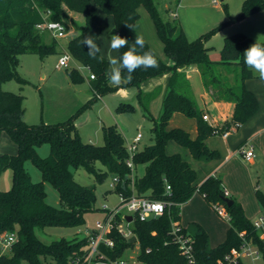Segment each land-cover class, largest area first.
Returning <instances> with one entry per match:
<instances>
[{
	"label": "trees",
	"instance_id": "16d2710c",
	"mask_svg": "<svg viewBox=\"0 0 264 264\" xmlns=\"http://www.w3.org/2000/svg\"><path fill=\"white\" fill-rule=\"evenodd\" d=\"M158 3L159 0H0V134L6 132L17 145L16 153L0 154V176L5 170L12 171L11 188H0V236L4 233H16L18 236L9 251H0V264H87L85 257L90 251L89 235L71 239L61 237L47 244L37 234L38 229L47 227L81 226L85 223V214L95 208L96 186L82 185L76 181L73 169L79 167L86 168L96 180H101L107 174L118 176L120 181L114 190L121 197L145 196L168 203L162 215L147 220L135 216L130 222L133 233L130 237H124L117 229L116 226L124 222L117 215L113 219L115 226L107 232V237L114 241V245L109 246L101 241L94 259L96 262L121 259L128 249L138 245L137 260L143 264H187L174 240L172 225L180 222L181 204L196 192L203 194L205 200L213 206H225L230 215L226 237L218 246L210 247L209 235L203 227L191 235L200 264H217L225 254L238 249L242 244L240 232H245V236L257 243L264 253L259 233L245 214L240 201L233 196L230 198L234 202L230 206L224 201L226 195L222 179L210 176L198 185L197 172L192 165L181 154L166 152L167 143L174 140L188 148L194 158H218L220 153L210 149L206 139L233 126L238 129L258 111V98L245 85L247 79L257 77L258 74L246 66L243 57L244 51L257 39L244 32L226 35L219 60L210 59L209 51L212 47L207 45V40L223 26L264 10V0H244L239 14H228L224 22L195 40L186 36L182 25L176 20L177 16H173L172 20L162 18L157 11ZM223 5L227 11L228 4L224 2ZM140 7H145L151 13L164 50L173 63H166L141 37L144 40L141 51L151 50L158 67L138 68L132 73L130 82L125 79L127 73L123 72L121 83L113 85L107 74L108 59L101 51L97 56L103 57L102 60L90 58L87 47L81 41L84 36L92 35L100 47L102 11L113 17L116 34L128 39V46L119 49L120 56L133 46L135 37H140L136 29ZM70 12L83 17L84 24L77 25L76 35L67 43L68 51L75 61L94 74V78L89 80L95 96L120 88L136 87L137 97L143 102L144 116L154 122L156 147L147 145L138 149L133 155V168L128 166L130 154L126 138L117 123L103 127L104 144L84 142L76 129V114L61 122L30 124L24 117V96L2 89L3 82L11 78L26 82L17 70L22 54L37 53L44 59L57 52L58 40L54 37L48 40L50 32L41 29L39 25L46 20H56L64 23L68 31L71 22L76 24ZM125 24L132 25V28ZM258 42L264 44V40ZM192 65L200 70L204 86L212 98L235 103L231 118L222 125H213L203 118L204 110L198 107L190 82L179 71ZM168 72L172 74L169 91L164 98L162 114L155 120L144 102L153 93H145L141 84ZM69 73L74 81L86 79L76 67L71 68ZM91 102L88 101L79 110ZM117 109L132 112L136 107L123 102ZM175 112L196 120L198 134L195 138L183 128H168L169 120ZM44 144L50 145L46 157L40 156L38 152V148ZM28 160L41 171L40 181H33L26 168ZM98 162L102 163L105 170L97 167ZM140 165L144 166L141 176L137 175ZM46 182L58 191L60 206L47 203ZM257 198L264 209V193L257 191ZM182 233H187L184 227ZM134 236L137 238L135 242L132 241Z\"/></svg>",
	"mask_w": 264,
	"mask_h": 264
},
{
	"label": "rangeland",
	"instance_id": "374dc122",
	"mask_svg": "<svg viewBox=\"0 0 264 264\" xmlns=\"http://www.w3.org/2000/svg\"><path fill=\"white\" fill-rule=\"evenodd\" d=\"M218 1L215 4L212 0H181L177 4L178 0H159L157 11L164 19L172 20L173 16L171 12L177 14L176 20L182 25L186 36L190 40H195L224 22L228 14H239L244 2V0ZM224 2L228 4L227 11L224 8ZM169 7L171 8L170 11L167 10ZM139 10L140 17L136 23V29L139 35L148 41L155 52L164 59H167L163 41L157 32V27L151 13L145 7H140ZM81 24H84L83 17ZM232 29H240L244 32L248 30L254 34L260 33L264 38V10L254 13L249 18L247 17L241 21L225 25L213 33L207 40V45L212 47L209 51L211 60L220 59L224 39ZM114 34H116V31L113 17L103 13L100 43L103 49L110 50L109 59L110 57H119V51H114L110 47L112 35ZM63 51L69 53L66 39H60L57 45V52L49 54L44 59L37 53L22 54L17 70L26 82L22 83L16 78H11L3 82V90L20 93L24 96V117L26 122L30 124L42 122L56 123L65 121L71 115L76 114L75 124L81 139L84 142L102 145L105 142L104 125L115 122V116H117L119 121L127 127V132H125L126 143H130L133 137L140 132L143 135L141 144L144 145L146 143V145L151 144L152 146L154 142V123L152 120L144 117V111L138 107L132 112L118 111L115 105V100L121 97V93L119 92L121 89H125L128 92L125 101L136 105L137 88L133 86L120 88L117 91L103 95L101 99L99 98L95 102L91 99L92 102L89 106L79 110L92 97L90 82L86 77V74L89 76L91 72L73 58L69 62V67H60L58 63ZM74 67L78 68L85 76L86 79L84 81H74L72 79L69 70ZM110 68L111 65L109 63L108 76ZM110 83L112 84L111 80ZM192 83L198 94V85H201L200 81L198 78H195V80H192ZM160 109L161 102L156 96L151 107V111L155 114L156 118H158L157 114ZM173 122L186 129H191L194 121L191 117L180 113L173 118ZM166 149L169 153L181 151L182 155H189V151L181 147L174 140L168 142ZM15 152H17V145L6 132H2L0 134V154H13ZM38 152L40 156L46 157L50 152V145H42L38 148ZM97 167L100 170H105V167L100 162L97 163ZM26 168L33 181L38 182L41 180V171L32 161L28 160L26 162ZM73 172L76 181L80 184L96 186L95 208L85 214V223L81 226H53L38 229V236L47 244L61 237L71 239L74 237L83 238L90 235L96 230L98 222L104 223L106 221L109 211L118 209L119 216L124 217L130 215V212L122 203L121 195L114 190V176L107 174L101 180H96L94 175L84 167L74 168ZM143 173L144 166L140 165L137 170V175L141 176ZM11 186L12 171L8 169L0 176V188L2 190H8ZM45 189L47 192V203L60 206V195L55 187L51 183L46 182ZM181 215L182 223L189 228L191 234L194 235L198 231L197 223H200L206 229L209 233L211 247H216L224 241L230 222L221 216L214 206L209 204L202 196H192L186 201L183 204ZM122 228L124 230L128 229L126 222H123ZM106 237L107 234H105ZM138 247L136 245L134 248L128 249L121 259H124L127 262L126 264H133V262L142 264L137 260ZM88 264H112V262L111 260L92 261ZM243 264H252V262L250 259L244 257ZM256 264H264V261L258 260Z\"/></svg>",
	"mask_w": 264,
	"mask_h": 264
},
{
	"label": "crops",
	"instance_id": "0c3cea01",
	"mask_svg": "<svg viewBox=\"0 0 264 264\" xmlns=\"http://www.w3.org/2000/svg\"><path fill=\"white\" fill-rule=\"evenodd\" d=\"M70 15L74 19H76V24H72L71 22V26L68 29L66 35L62 38L57 39L58 41L60 39H66L68 43V41L74 35H76L77 25H82L81 24L82 18L80 17L79 14L70 12ZM100 15H101V26H102V17H103L102 11ZM231 32L234 33V32H244V31H241L240 29H232L230 33ZM244 33L254 39L264 40L263 35L262 34L260 35V33L254 34L248 30H246ZM51 38L52 35L49 33L48 40H51ZM100 49H101V53L109 61L110 50H107L105 48L103 49L101 43H100ZM156 54L160 56L166 63L168 64L173 63L168 55H167V59H164L157 52ZM213 60H217V59H213ZM179 71L183 72L186 78L188 79V81L190 82L198 107L203 109L204 113L209 114L210 116L209 122L211 124L222 125L227 119L231 118L235 103L231 101L215 100L214 98H212V96L204 86L200 70L198 69L197 66L192 65V66L184 67L179 69ZM86 77L90 82L89 76H87V74ZM171 77H172L171 73L169 72L163 73L161 75L149 78L143 81L141 84V89L145 93H149V94L153 93V95L145 99L144 102L147 103L149 108V113L155 120H158L162 114L163 102L167 92L169 91V82L171 80ZM195 78H198V80L201 83V85H198L199 95L197 94L192 83V80H195ZM112 84L115 85L114 83ZM245 85L258 98L259 109L247 122L240 125L238 129L231 130L227 137H224L222 134H216L206 139V143L209 146V148L212 150H217L220 153V156L218 158H214V159L194 158L190 153L189 149L181 146L180 144L179 145L181 147L189 151V155L187 154L186 156H184L182 155L181 151H178L176 153L181 154L182 157L185 160H187L196 170L197 172L196 182L198 185L202 184L210 176H219L222 179L225 189L229 192V197L233 196L237 198L242 204L247 217L250 219L252 218L255 219L264 210L257 198V191H262L264 193V82H262L259 79V75H258L257 77L247 79L245 81ZM91 90H92V97L89 98L86 102L90 101L91 99L95 102L99 98L100 99L102 98L103 95L95 96L92 88ZM119 92L121 93V97L115 100V105L117 107L119 106L120 103L126 102L125 100L127 99V95H128V92L125 89H121ZM156 96L161 102V109L157 114L158 118H156L155 114L151 111L152 102ZM126 103H129V101ZM142 103L140 102V99L137 97V102L136 105L134 106L136 108L138 107L142 109ZM178 114H180V112L173 113L172 117L169 120L168 128H174V127L183 128L187 130L193 138H195L198 134L196 120L192 118L194 121L192 123V128L186 129L185 127L176 125L173 122V118L176 117V115ZM114 123H117L119 125V127L122 129L125 135L126 134L125 132H127V127L119 121V118L117 116H115V122L111 124ZM135 136L133 137V139L135 138ZM142 138L143 135L138 144L139 150L147 146L146 143L144 144L145 146L141 144ZM246 143H249L254 147L255 156H253L251 159H247L242 153V151H240V147ZM152 144L154 145V142ZM149 146H151V144ZM166 152L168 154H175V153H169L167 149ZM193 196H202L204 198V195L201 194L200 192H196ZM183 204H181L180 206L181 211ZM129 216L131 215H127V218H129ZM132 220L128 219V221L130 222ZM179 223L181 224L182 227L186 229L189 235H193L189 232V228L182 223V215ZM197 226L198 228L203 227L200 223H197Z\"/></svg>",
	"mask_w": 264,
	"mask_h": 264
},
{
	"label": "built area",
	"instance_id": "2783aa9c",
	"mask_svg": "<svg viewBox=\"0 0 264 264\" xmlns=\"http://www.w3.org/2000/svg\"><path fill=\"white\" fill-rule=\"evenodd\" d=\"M213 3L217 4L218 0H212ZM172 16H177L174 12H171ZM39 27L41 29H46L50 32L52 37L59 39L66 35L67 30L64 23L56 20H46L43 24H40ZM73 57L70 53L63 51L60 56L58 65L60 67H69L70 60ZM90 78H94V74L90 73ZM203 118L207 121L210 120L209 114L205 113ZM235 129V126L231 127L229 130L221 133L224 137H227L231 130ZM142 137V133H137L135 138L130 142L127 143L128 151L130 157L127 161L128 166L131 168L134 167L133 165V155L138 150V144ZM240 151L244 154L247 159H251L254 154V147L253 145L246 143L240 147ZM120 181L118 176L114 177L113 179V187ZM170 189V186L167 187ZM225 195L229 197V192L225 189ZM122 198L123 205L127 208L130 212L132 218L135 216L139 217L140 220H147L151 217L162 215L165 212V208L167 207L168 203L163 200L152 199L145 196H136L132 195L129 198ZM214 208L218 211V213L225 217L226 219L230 220V215L225 206L220 204H215ZM118 209L114 211H110L108 218L104 223L98 222L96 225L95 233H91L89 235L90 241V251L85 257V261L90 263L94 261L97 257V248L101 241H104L107 245L113 246L114 241L106 237L105 234L115 226L113 223V219L118 215ZM124 222H126L128 229L124 230L122 228L123 223L117 225V229L124 237L132 236V230L130 228V221H128L127 215L122 217ZM253 226L255 230L259 233V238L262 240L264 245V210L263 212L254 220H252ZM182 226L179 222H175L172 225V234L174 236V240L179 246L181 254L186 258L187 264H200L197 260L194 248V240L191 235L188 233H182ZM240 236L242 237V244L238 249H233L227 254L224 255L223 258L219 259L217 264H243V258L246 257L251 260L252 264H256L258 260H263L264 253L260 246L249 240L245 236V232H240ZM18 236L16 233H4L0 236V251L1 253H5L10 250L12 244L17 240ZM112 264H126L127 262L124 259L121 260H113L111 261ZM133 264H138V262H133ZM143 264V263H142Z\"/></svg>",
	"mask_w": 264,
	"mask_h": 264
},
{
	"label": "clouds",
	"instance_id": "9594fccd",
	"mask_svg": "<svg viewBox=\"0 0 264 264\" xmlns=\"http://www.w3.org/2000/svg\"><path fill=\"white\" fill-rule=\"evenodd\" d=\"M126 27L132 28V25L125 24ZM81 43L87 47L88 55L92 59H103L98 57L97 54L101 51L99 45L94 41L92 35H86ZM128 46V39L118 34L112 35L111 49L119 51V49ZM144 48V40L137 36L135 37L134 44L128 50L122 53L119 57H110L109 63L111 65L109 72V79L112 83L119 85L122 80V73L126 72L125 79L130 82L132 73L138 68H156L158 62L154 53L149 51H141ZM244 63L249 69L258 73L259 79L264 82V44L258 42L253 43L247 48L244 53Z\"/></svg>",
	"mask_w": 264,
	"mask_h": 264
},
{
	"label": "water",
	"instance_id": "95a60500",
	"mask_svg": "<svg viewBox=\"0 0 264 264\" xmlns=\"http://www.w3.org/2000/svg\"><path fill=\"white\" fill-rule=\"evenodd\" d=\"M151 147H152V148H155L156 145H152ZM224 201L226 202L227 206H230V205L234 202V200H233L232 198L228 197V196L224 197ZM128 219H129V220H132V217L129 216ZM136 239H137V238L134 236V237L132 238V241L135 242Z\"/></svg>",
	"mask_w": 264,
	"mask_h": 264
}]
</instances>
